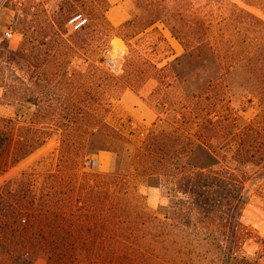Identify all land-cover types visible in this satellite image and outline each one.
Here are the masks:
<instances>
[{
  "label": "trees",
  "instance_id": "1",
  "mask_svg": "<svg viewBox=\"0 0 264 264\" xmlns=\"http://www.w3.org/2000/svg\"><path fill=\"white\" fill-rule=\"evenodd\" d=\"M241 1L264 12V0ZM135 2L139 12L119 26L108 19L109 0H64L56 20L79 6L95 9L88 26L116 30L124 39L164 21L185 47L160 69L162 81L175 76L177 87L159 93L164 110L136 142L103 117L95 122L98 111L81 105L76 92L51 94L48 84L39 90L28 85L21 97L35 108L29 124L20 125L19 112L0 115V175L54 133L62 137L60 164L49 173V190L36 191L39 178L28 169L0 184V264L29 262L30 253L20 249L27 245L44 249L48 264H177L178 254L195 252L200 239L230 253L238 247L248 184L264 169V18L236 0ZM70 65L59 59L53 69L66 73ZM35 67L25 43L16 49L0 43L6 96L17 101L18 70ZM242 69L252 82L236 84ZM88 71L108 74L96 64ZM245 99L253 116L239 112L249 109ZM234 101L242 106L238 112ZM101 150L114 153L112 169H85L82 162ZM139 182L167 187L170 203L149 209ZM141 224L148 232L135 239L132 231Z\"/></svg>",
  "mask_w": 264,
  "mask_h": 264
},
{
  "label": "rangeland",
  "instance_id": "2",
  "mask_svg": "<svg viewBox=\"0 0 264 264\" xmlns=\"http://www.w3.org/2000/svg\"><path fill=\"white\" fill-rule=\"evenodd\" d=\"M63 1L0 0V43L10 42L15 49L25 43L36 66L34 71L18 70L23 77L16 80L20 94L17 101L14 97L6 96L5 88L0 86V115L15 118L19 112L20 125H28L35 108L25 102L21 95L26 94L28 85L39 90L48 84L51 94L56 90L76 92L77 98L83 100L79 104L90 111H98L95 122L103 117L129 134L134 141L142 142L164 110V106L158 102L162 100L159 93L170 90V86L173 90L178 85L175 76H166L162 81L160 69L173 64L185 52L184 45L164 21L156 22L129 39L118 36L116 30L107 34L99 25L89 27L88 24L94 21L90 12L95 9L89 11L79 6L57 21L56 14L60 12ZM236 1L264 18V12L259 8L246 5L241 0ZM109 2L107 15L114 26L121 25L139 12L135 0ZM80 13L88 18L83 25L88 29H81L83 26L76 29L69 22ZM8 32H13V37L9 38ZM82 42L85 43L82 45ZM59 59L71 62L66 73L53 69V64ZM39 63H45V67L37 69ZM89 64L104 68L108 74L89 72ZM216 68L217 65L213 63L211 72L215 73ZM247 74V69L240 70L236 84L252 82ZM173 100H177L176 95ZM245 102V106H249L247 111L240 109L242 106L235 101L232 106L237 112L240 109L241 114L253 116L255 108L250 107L249 100L245 99ZM61 139L60 133H54L41 149L3 172L0 184L28 169L36 172L35 178H39L34 181L33 188L36 191L49 190L52 185L49 173L55 172L60 164ZM114 156L112 151L101 150L87 157L82 165L87 170L108 172L112 169ZM256 172L248 184V200L241 213L244 229L237 240L238 247L230 253L210 239H200L195 252L185 250L178 254L177 264H264V169ZM138 188L144 195L142 201L149 209L156 210L170 203L171 195L167 187L139 182ZM132 232L137 239L145 236L148 229L141 224ZM20 249L30 253L26 264H48L44 249L34 250L28 245ZM139 251L137 246L132 249L135 262L140 261Z\"/></svg>",
  "mask_w": 264,
  "mask_h": 264
},
{
  "label": "built area",
  "instance_id": "3",
  "mask_svg": "<svg viewBox=\"0 0 264 264\" xmlns=\"http://www.w3.org/2000/svg\"><path fill=\"white\" fill-rule=\"evenodd\" d=\"M87 20H88V18L87 17H83V14L80 13V14L74 15L69 20V22L72 23V25L77 29V28H81L86 23ZM7 35L10 38V37H13L14 33L13 32H8Z\"/></svg>",
  "mask_w": 264,
  "mask_h": 264
}]
</instances>
